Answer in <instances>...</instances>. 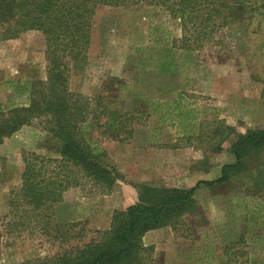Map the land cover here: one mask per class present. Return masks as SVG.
I'll list each match as a JSON object with an SVG mask.
<instances>
[{
    "label": "rangeland",
    "instance_id": "374dc122",
    "mask_svg": "<svg viewBox=\"0 0 264 264\" xmlns=\"http://www.w3.org/2000/svg\"><path fill=\"white\" fill-rule=\"evenodd\" d=\"M180 39L179 21L162 8L96 10L87 67L78 72L68 63V91L87 99L102 96L111 111L130 113L143 110L141 97L165 100L174 96L169 91L181 92L201 110L198 126L157 124L151 117L131 126L130 138L121 142L102 133L103 121L90 120L86 141L104 152L121 179L108 194L76 189L63 202L34 211L21 196L22 158H55L60 144L49 132L48 116L31 119L0 144V264L50 261L98 242L114 211L135 204L141 187L190 189L216 180L224 165L234 163L229 148L236 134L264 129V2L250 3L241 20L217 35L216 45L186 52ZM171 47L181 56L171 60L169 78L157 83L151 68L139 72L138 58L153 57L145 48ZM47 76L42 34L26 32L0 44L4 113L28 106L19 86L46 82ZM227 127L235 133L227 136ZM258 164L251 161L250 168ZM194 203L176 231L164 227L145 234L136 264H264V186L247 184L242 176L226 186L202 185ZM257 211L250 222L246 213Z\"/></svg>",
    "mask_w": 264,
    "mask_h": 264
},
{
    "label": "trees",
    "instance_id": "16d2710c",
    "mask_svg": "<svg viewBox=\"0 0 264 264\" xmlns=\"http://www.w3.org/2000/svg\"><path fill=\"white\" fill-rule=\"evenodd\" d=\"M255 2L264 0H0V44L26 32H38L45 38L48 61L46 82H25L19 86L21 92L28 94V106L13 107L7 113L0 108V144L31 119L43 115L50 118L53 126H49V132L60 144L55 158L23 156L21 196L24 203L38 211L63 202L72 190L79 189L87 195H105L112 191L121 177L104 152L86 141L85 128L90 120L103 121L98 124L103 128L102 133L121 142L130 138L131 126L143 124L151 117L156 118L157 124L198 126L201 110L181 92L169 91L174 96L165 100L141 97L143 110L130 113L111 111L102 96L87 99L68 91V63L78 72L87 67L92 20L98 8L138 5L162 8L179 21V42L189 52L218 44L217 35L241 20L250 3ZM145 50L153 57L138 58L139 72L151 68L157 83L169 78L171 60L180 55L177 49ZM142 51L137 49V53ZM226 130L227 136L235 133L231 127ZM229 152L234 163L224 165L216 180L198 182L190 189L141 187L135 204L114 211L109 230L102 233L98 242L50 261L25 264H136L144 249L145 234L164 227L176 231L184 216L195 209L194 195L200 186H226L240 176L254 187L264 186V129L236 134ZM254 160L259 164L250 168ZM246 215L250 222H255L259 211ZM224 264L231 261L225 260Z\"/></svg>",
    "mask_w": 264,
    "mask_h": 264
}]
</instances>
